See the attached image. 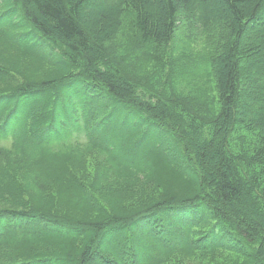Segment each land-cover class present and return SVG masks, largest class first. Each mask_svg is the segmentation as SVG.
Here are the masks:
<instances>
[{"label": "trees", "instance_id": "obj_1", "mask_svg": "<svg viewBox=\"0 0 264 264\" xmlns=\"http://www.w3.org/2000/svg\"><path fill=\"white\" fill-rule=\"evenodd\" d=\"M262 15L264 0H0V134L12 121L22 133L49 121V140L64 149L12 162L27 188L0 182L16 202L0 207V264H264ZM70 105L80 108L73 127ZM121 117L133 122L132 143L109 128ZM79 132L84 142L72 140ZM128 147L141 158L124 161ZM29 197L37 207L22 202ZM44 197L70 216L38 204ZM39 219L52 233L33 237ZM21 222L26 232L10 240L4 224ZM142 223L149 228L134 239ZM142 237L179 244L138 261ZM54 246L60 254L47 252Z\"/></svg>", "mask_w": 264, "mask_h": 264}, {"label": "rangeland", "instance_id": "obj_2", "mask_svg": "<svg viewBox=\"0 0 264 264\" xmlns=\"http://www.w3.org/2000/svg\"><path fill=\"white\" fill-rule=\"evenodd\" d=\"M263 17H264V15H262V17L260 19H262ZM16 21H20V22L22 21V17L18 13L16 14V16H15V18H14V20L12 22L15 23ZM28 28L31 29L29 26H28ZM35 33L40 37V35L37 33V31H35ZM31 40L33 41V38H31ZM43 51H45V50L43 49ZM46 51H48V55L51 56L52 58L58 57L57 53L52 51V50H50V49H48V47H47ZM48 71L49 72H54V69L50 68V69H48ZM47 73H45V74H47ZM29 77L35 78L33 76H29ZM77 88H78L77 95H79V90H81V86H78ZM74 92L75 91H70V89L69 90H65L64 93L62 92V95H63L64 99L66 100V102L72 104L71 101H70V94L74 93ZM38 101H40V100H38V97H34V99H32V102H36L37 103ZM36 103H30V104H36ZM30 104L28 102H26L25 105L28 108V107H30ZM7 107H8L7 104L2 106V107H0V124L3 121L2 118L5 116L4 114H2L3 113L2 111H4V109H6ZM75 108H77V107H74L72 105H70V107L68 108V110H70V120L73 119V110ZM111 110H112V108L103 110L104 111V116L106 117L111 112ZM121 110H122V107H120V111L117 112L118 113L117 115H120ZM59 111L62 112L61 105H59ZM46 112L47 111H45V112L44 111H40V114L42 115V117H43V115ZM95 112L96 111H94L92 117L90 118V121H92V122L95 119V114H96ZM121 116L124 117V115H121ZM62 117H63L62 114H58V118H60V119L56 120V124H57L56 126H57V128L59 130H60V126H61V123H62V119H61ZM123 117H121V120H119L117 122L113 121V123H115V125H113V126L111 125V127H109V128L114 127L113 129L115 130V127H116L117 130L115 131V134L123 133L124 134L123 136H125L126 138H129L131 140V143H132V135L130 136V130L133 129L132 128V123L133 122L128 121V118H126V120H122ZM21 119H23V117H21ZM11 123H12V125L8 124L7 126H10V127H13V128H9L10 130L5 132V134H3V135L0 134V142H2V144L0 146H11L10 149L0 148V182L2 183L3 188L4 187L8 188V187L12 186L13 183H16L15 184L16 186H24V188H27L28 183H31L30 178L24 176V173H27V172L24 171V169L21 170L18 173V175L15 174L14 171L10 172L15 167H19L20 166V165H13L12 162H15L16 160L22 159V158H26L27 160H29V159L33 158V157L29 156L31 154H50V155H52V154H63L64 149H63L62 145L57 140H55V139L49 140V129H48V127L50 125L49 121H48V123L46 125L47 127H44L45 124L44 125H40V123H39V126L37 128H35L32 133H26L25 131H24L25 133H22V131L19 128H17L18 125H15L16 121H12ZM70 126L73 127L74 123H73V125L70 124ZM63 127L67 128V129H70V127H66V126H64V124H63ZM134 127H137V126H134ZM0 128H1V125H0ZM107 129H108V125H106V129H104V131L100 134V138L101 139L108 138V136H109V135H107L108 131H107L106 135L104 133L105 130H107ZM109 131H110V129H109ZM11 134L14 135V138L16 140V145H17L16 148L12 147V143L9 144L8 139L11 136ZM6 137H8V138L5 140ZM111 139H112L111 142L114 143L117 147L121 146V142L119 141V139L117 137H115V139H114L113 136H112ZM147 143L148 142H146L145 147H148ZM4 144H6V145H4ZM43 145H44V147H43ZM163 145L164 144L161 142L160 147H163ZM125 147H126V145H125ZM36 148H41V149H36ZM128 151H129L128 153L132 154V155L128 156L127 158H123L124 161L130 162V161H133V160L135 161L136 159H140L141 158V156H139V155H134V154H138V153H135L136 152L135 149H134V151H132L131 148L128 147ZM20 154H22L24 157H21L22 155H20ZM68 154H70V152ZM141 154H143V153H141ZM44 156H47V155H44ZM174 157L177 158L176 154L173 156V158ZM27 160H25V163H29ZM33 165L36 166V165H38V163H34ZM33 165H31V166H33ZM189 167H192L191 163L189 164ZM23 171H24V173H23ZM7 173L9 175H7ZM42 181L44 182V180H42ZM63 184H64V186L66 185V187H69L70 186V179H65ZM37 189H38L39 193H43V191L39 187H37ZM3 190L4 189H1V191H0V196H2L1 199H0V207L1 208H3V207L7 208L8 206L12 207V204H15L16 202H10V200H11L10 198L4 197L1 194ZM14 200H18V199L15 197L12 201H14ZM37 200L41 201V203H38L40 205H43V204L47 203V205L50 206V210L51 209L54 210V212L56 214L60 215L62 213H65L66 215L70 216V210H68V211L66 210L65 211V208L60 210L59 208H61V205L53 203L52 201H50L49 202L50 204H48V202L46 201V197L40 198V199L38 198ZM22 202H24V204H26L28 207H31V208L37 207L34 204V203H36V200H32L31 197L27 198L26 200H24ZM74 203H76V202L74 201ZM188 210H191V209L189 208ZM171 211L173 212V210H171ZM183 214H185V212H183ZM183 219H185V217ZM49 223L52 224L51 222H49ZM179 223H181V221ZM148 225H149L148 223H142V225H140L139 229H133V231H132L133 238L137 239V236L140 235L139 232H141L142 235H143L144 233L140 230V228L142 227L143 229L147 230V228H149ZM185 225H186V222H182L181 226L184 227ZM207 225H209V223ZM5 226H6V228H3V232H7L8 234L10 233V235H9L10 240H13V239L17 240L18 237H20L23 234V232H26V231H24V229H26L27 224H24V223L21 222L20 225H19L18 230H9V228L11 226L10 224H4L3 227H5ZM50 226L51 225H49L48 223H46L42 219H39V223L37 225H35L34 227H29V228H31L30 230H33V231H31V233L34 234L33 237L34 236L37 237V236H40L39 234H41V233H52V230H51L52 228H50ZM157 226H158L159 232H162L164 230L162 225L157 224ZM137 228H138V224H137ZM22 229H23V231H22ZM202 230H204V228ZM118 231H120V230H118ZM118 231H116L115 234L118 235L119 234ZM126 231H127V229H126ZM58 233L62 234L63 232H58ZM122 234H119V238L120 239L124 236V234H125L124 231L122 232ZM111 235H113L112 232L109 233L108 235L102 237V243H101V247L102 248L100 249V253H103L104 251H105V253L106 252H110L108 250L109 247L106 245V243L109 241V238H110L109 236H111ZM149 237L152 238V236H149ZM158 237H159V234L157 233L156 236H154V238H158ZM145 240L146 239L142 237L141 241H139L138 244H137L138 248L135 249L137 255L139 256V258H137L138 261H140V260L146 261V259L148 257L151 258L152 256H154V253L157 251V249H160V248H163V247H167L168 248V247H172V246H175V245L179 244V242L175 243V242L169 241V240L166 241V244H163L162 241L159 242V240L155 241L153 239L152 240L149 239L147 242ZM178 240H180V238H178ZM39 241H40V245L39 246H43L45 242L42 241V240H39ZM182 241L183 240H181V242ZM39 246H36V248H34V252H40V249H42V251H44L43 248L39 249ZM52 248H54V249L49 248L52 251L48 250L47 252H51L52 254H55V255L60 254V251L55 249V246L52 247ZM106 257H107L108 260L112 261V259H110L108 257V255H106ZM216 258H218V257L215 256L213 258L208 259L205 262H200V260L196 259L195 263L190 262V261H188V259L185 258L186 260H183L182 263L185 264V262H189L190 264H213L211 262H212L213 259H216ZM123 260L125 261V263L127 262V264L130 262V259L129 258H125V256L123 257ZM93 262L95 263V261H93ZM116 263H118V262H116ZM224 264H228V263H224Z\"/></svg>", "mask_w": 264, "mask_h": 264}, {"label": "bare ground", "instance_id": "obj_3", "mask_svg": "<svg viewBox=\"0 0 264 264\" xmlns=\"http://www.w3.org/2000/svg\"><path fill=\"white\" fill-rule=\"evenodd\" d=\"M188 180V179H187ZM218 234V233H217ZM215 248V247H214ZM210 250V249H209ZM220 250V249H219Z\"/></svg>", "mask_w": 264, "mask_h": 264}]
</instances>
